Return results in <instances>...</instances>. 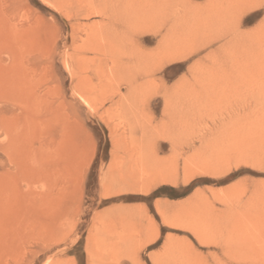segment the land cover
Instances as JSON below:
<instances>
[{"label":"rangeland","instance_id":"1","mask_svg":"<svg viewBox=\"0 0 264 264\" xmlns=\"http://www.w3.org/2000/svg\"><path fill=\"white\" fill-rule=\"evenodd\" d=\"M118 1L0 0V264H263L264 0L170 4L172 62Z\"/></svg>","mask_w":264,"mask_h":264},{"label":"bare ground","instance_id":"2","mask_svg":"<svg viewBox=\"0 0 264 264\" xmlns=\"http://www.w3.org/2000/svg\"><path fill=\"white\" fill-rule=\"evenodd\" d=\"M107 1V0H106ZM118 1V0H117ZM123 1V3H122V5H120V7H121V9H120V13L118 12H116L117 14L115 15V17L116 18H114V22L115 23H117V25H119L120 26V29L122 30V28H124L125 26H127L128 27V25H130V24H132V26H133V18H137V21H138V23L140 24V25H142V26H147L149 23H152L153 22V20H157V21H159V23H160V28H159V32L157 33V35H159L161 32H160V30L162 29L164 32H165V35H164V37H162V40H161V42L159 43V45H158V48H157V51H158V56L160 57V58H164V60L166 61V62H172V61H175V60H177L178 58H177V56H176V52L175 53H173V52H171L172 51V47L173 46H176V44L178 43V39H179V36H180V34H179V32H180V16L178 15V13H177V11H175V10H173V11H171L172 13L171 14H165L164 12H165V9L168 7L169 8V6H170V4H175L176 2H177V0H149L147 3H144L143 5H141V6H139L138 7V9H137V11L136 10H134L135 8H133V4H132V0H122ZM109 2V1H108ZM107 2V3H108ZM112 2V1H111ZM119 2V1H118ZM113 3V2H112ZM117 3V2H116ZM245 3V2H244ZM106 5V4H105ZM113 6H114V4H113ZM172 6H174V5H172ZM107 7H108V5H107ZM110 7H111V3H110ZM115 7V6H114ZM108 9V8H107ZM110 9V8H109ZM116 9V8H115ZM172 9H174V7L172 8ZM119 10V9H118ZM118 10H115V11H118ZM167 10H169V9H166V11ZM110 11H113V10H110ZM110 11H108V12H110ZM106 12L107 11H105L102 7H93V9L92 10H90V11H88L87 13H86V16H91V15H100V16H104V15H106ZM167 13H169V11H167ZM110 14V13H109ZM111 14H112V12H111ZM115 14V13H114ZM114 14H112L113 16H114ZM112 15H111V18H112ZM109 16V15H108ZM107 17V16H106ZM104 18V19H107V18ZM110 21H111V19H109ZM107 21V20H106ZM105 21V22H106ZM112 22V21H111ZM103 23V22H102ZM107 25L109 24V22L108 23H106ZM104 25H105V23H104ZM110 26V25H109ZM114 26V25H113ZM185 26V25H184ZM187 26V25H186ZM139 27V26H138ZM126 28V27H125ZM125 30V29H124ZM120 31V30H119ZM107 32V31H106ZM121 32V31H120ZM130 32V31H129ZM116 33V32H115ZM121 33H123V32H121ZM139 34H145V33H147L146 32V30H142L141 32H138ZM124 34V33H123ZM130 34H132V33H130ZM107 35V34H106ZM117 35V34H116ZM126 35H127V33H126ZM111 36V35H110ZM123 36V35H122ZM113 37V36H112ZM127 37V36H126ZM129 37V36H128ZM131 37V36H130ZM122 38V37H121ZM121 38H120V41H121ZM114 39V38H113ZM119 39V38H118ZM122 39H125V37H123ZM130 39V38H129ZM128 39V40H129ZM109 41V40H108ZM126 41V40H125ZM130 41V40H129ZM128 41V42H129ZM113 42V41H112ZM116 42V41H115ZM124 42V41H123ZM117 43V42H116ZM130 43V42H129ZM111 44V43H110ZM122 44V43H121ZM168 44H171V48L170 49H168ZM123 45V47H124V43L122 44ZM121 45V46H122ZM128 45V44H127ZM117 46V45H116ZM123 47H122V50H124L125 51V47H127L126 45H125V47H124V49H123ZM130 47V46H129ZM121 49V48H120ZM112 50H113V48H112ZM116 50V49H115ZM120 51L121 53H119V55H118V57L119 56H125L124 54H122V52L123 51ZM127 52V51H126ZM117 53V52H116ZM112 54V53H111ZM127 54V53H126ZM172 56V57H171ZM112 57H113V54H112ZM117 58V57H116ZM124 58V57H123ZM126 59H127V57H126ZM125 60V59H124ZM130 61V60H129ZM127 63V62H126ZM128 64V63H127ZM122 65H126L125 64V62H124V64H122ZM123 73L122 74H125L126 73V70L125 69H122L121 70ZM113 73H115V72H113ZM146 75H147V72H146ZM243 195V194H242ZM254 197V196H253ZM258 197V196H257ZM260 197V196H259ZM257 199V198H256ZM253 200H254V198H253ZM258 200V199H257ZM261 200V199H260ZM259 200V201H260ZM262 201H264V200H262ZM262 203V202H261ZM245 204V203H244ZM254 204V203H253ZM252 204V205H253ZM263 204H264V202H263ZM250 205V204H249ZM259 206V205H258ZM261 206V205H260ZM253 208V207H252ZM255 208V207H254ZM247 209V208H246ZM255 214V213H254ZM235 217V216H234ZM247 218V217H246ZM249 218V217H248ZM248 218H247V221H250V220H248ZM257 218V217H256ZM240 219V218H239ZM245 219V218H244ZM254 219V218H253ZM221 220V219H220ZM243 220V219H242ZM228 221V220H227ZM237 221V220H236ZM244 221H246V220H244ZM253 221V220H252ZM251 221V222H252ZM231 222H232V220H231ZM242 222V221H241ZM260 222H262V221H260ZM238 223H239V221H238ZM250 223V222H249ZM248 223V224H249ZM263 223V222H262ZM235 224V223H234ZM241 224H243V223H241ZM251 224V223H250ZM259 225V224H258ZM216 226V225H215ZM233 226V225H232ZM241 226H246L245 224L244 225H241ZM249 226H251V225H249ZM248 226V227H249ZM254 228H255V226H253ZM252 227V228H253ZM235 228H236V225H235ZM246 228V227H245ZM258 228V227H257ZM201 229V228H200ZM205 229V228H204ZM240 229H242V228H239V230ZM247 229V228H246ZM264 229V228H263ZM190 230V229H189ZM236 230V229H235ZM228 231V230H227ZM240 231H242V230H240ZM252 231L253 232H255V230H253L252 229ZM191 232H192V234L194 235V237L197 239V241H198V243L199 244H209L208 242H206V240L204 239V238H201L200 236L202 235H200V234H198V233H203V231H200V232H198V233H196L194 230L192 231V229H191ZM222 231H220V233H221ZM223 232H225V231H223ZM234 232V231H233ZM243 232V231H242ZM242 232H240V235H241V233ZM261 232V231H260ZM244 233V232H243ZM242 233V235H243V237L245 238V233L243 234ZM250 234V233H249ZM258 234H261V233H258ZM200 235V236H199ZM212 235V234H211ZM217 235V234H216ZM220 235V234H219ZM223 235V234H222ZM236 236H237V234H235ZM252 235V234H251ZM257 235V234H256ZM204 235H202V237H203ZM206 236H207V233H206ZM205 236V237H206ZM210 236V235H209ZM224 236V235H223ZM226 236V235H225ZM232 236V235H231ZM249 236V235H248ZM247 236V237H248ZM263 236H264V230H263ZM213 237V236H212ZM215 237V236H214ZM218 237H220V236H218ZM228 237H230V236H228ZM246 237V238H247ZM250 237H252V236H250ZM208 238H210V237H208ZM217 238V237H216ZM225 238V237H224ZM259 238V237H258ZM257 238V239H258ZM254 239V238H253ZM263 239V241H264V238H262ZM220 240V239H219ZM216 241V240H214V242H215V245H216V248L218 247V250H219V252H220V254H221V256H222V258L221 259H219V258H215V256H214V262L216 263V264H227V263H229V264H243L244 262V257H245V253L244 252H246V249H248L249 248V245L250 244H252V243H250L249 244V242H247L248 241V239H247V241L245 242L243 239L241 240V239H239V238H234V237H231V238H225V240H220V241ZM259 241V240H258ZM262 241V242H263ZM251 242V241H250ZM261 243V242H260ZM261 244H264V243H261ZM261 244H260V246H261ZM208 246V245H207ZM257 246V245H256ZM259 246V245H258ZM206 247V246H205ZM262 247V246H261ZM253 248H255V247H253ZM260 248V247H259ZM263 248H264V246H263ZM251 249H252V247H251ZM258 249V248H257ZM252 250H254V249H252ZM260 250V249H259ZM256 251V252H255ZM254 252L255 253H258L259 254V256H260V251H258V250H255ZM249 252V251H248ZM253 252V253H254ZM264 252V251H263ZM261 253H262V249H261ZM88 254V253H87ZM246 254H248V253H246ZM249 255V254H248ZM254 255V254H253ZM264 255V254H263ZM79 256V255H78ZM249 256H251L252 257V255L250 254ZM257 256V254H255V257ZM86 257V256H85ZM254 256H253V258H255ZM263 257V256H262ZM87 258V257H86ZM89 258H90V256H89ZM185 258V257H184ZM252 258V260H254ZM257 258V257H256ZM188 259V258H187ZM198 259V258H197ZM183 260V259H182ZM189 260V259H188ZM191 260V259H190ZM248 260H250V259H248ZM256 260V259H255ZM255 260H254V262H253V264L255 263ZM258 260V259H257ZM261 260V259H260ZM87 261V260H86ZM183 262H184V260H183ZM243 262V263H242ZM249 262V261H248ZM258 262V261H257ZM195 263V262H194ZM245 263H247V262H245ZM252 263V262H251ZM263 263V262H262ZM88 264V263H87ZM91 264V263H90ZM248 264V263H247ZM257 264H259V262L257 263ZM261 264V263H260ZM264 264V263H263Z\"/></svg>","mask_w":264,"mask_h":264},{"label":"snow or ice","instance_id":"3","mask_svg":"<svg viewBox=\"0 0 264 264\" xmlns=\"http://www.w3.org/2000/svg\"><path fill=\"white\" fill-rule=\"evenodd\" d=\"M259 7H260L262 10H264V4H261ZM241 26H243V24H242ZM258 26L264 28V19H261V20L259 21V25H258Z\"/></svg>","mask_w":264,"mask_h":264}]
</instances>
